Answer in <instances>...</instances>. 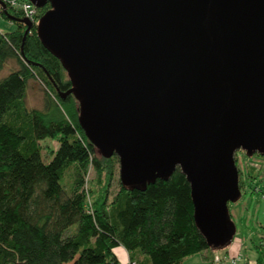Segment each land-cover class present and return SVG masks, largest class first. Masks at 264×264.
<instances>
[{
	"label": "water",
	"instance_id": "obj_1",
	"mask_svg": "<svg viewBox=\"0 0 264 264\" xmlns=\"http://www.w3.org/2000/svg\"><path fill=\"white\" fill-rule=\"evenodd\" d=\"M50 2L36 26L80 101L79 123L121 184L145 190L177 168L195 225L212 250L229 246V204L242 197L235 153L264 155V0ZM26 25L33 23L8 12Z\"/></svg>",
	"mask_w": 264,
	"mask_h": 264
},
{
	"label": "trees",
	"instance_id": "obj_2",
	"mask_svg": "<svg viewBox=\"0 0 264 264\" xmlns=\"http://www.w3.org/2000/svg\"><path fill=\"white\" fill-rule=\"evenodd\" d=\"M51 8L38 7L39 17ZM15 22L16 30L0 32V72L8 61L18 64L0 75V264H118L121 245L139 264H182L213 251L195 225L191 186L180 168L145 190L120 182L111 197L118 156L104 157L88 139L77 96L62 97L72 83L61 59L35 27L24 39L26 25ZM33 79L44 86L41 108L27 104ZM47 139L58 147L43 145ZM251 242L257 264H264V234Z\"/></svg>",
	"mask_w": 264,
	"mask_h": 264
},
{
	"label": "rangeland",
	"instance_id": "obj_3",
	"mask_svg": "<svg viewBox=\"0 0 264 264\" xmlns=\"http://www.w3.org/2000/svg\"><path fill=\"white\" fill-rule=\"evenodd\" d=\"M17 27L18 24L14 20L3 15L0 16L1 32H11L16 30ZM16 68H18V64L15 60L6 62L1 70V76H6L11 70ZM44 96L43 84L39 80H31L27 97L28 106L41 108L43 106ZM51 140L47 139L42 143L43 145H50L52 147L55 145L53 148L56 149L58 145L55 141L52 142ZM46 150L43 154L48 156ZM46 159L48 160V158ZM235 159L239 169V177L243 181L241 199L236 203L231 202L229 204V213L236 225L235 238L241 236L247 239L249 237L250 241L254 239L258 243L261 240V235L264 234V155L255 153L250 157L245 151L238 150L235 153ZM91 174L93 175L94 172ZM71 179V174H68L65 179L68 185H70ZM119 185L120 176L118 166V174L115 176L110 189L111 197L118 191ZM229 246L223 249H214L213 251L221 253ZM65 264H71V262ZM131 264L137 263L131 262Z\"/></svg>",
	"mask_w": 264,
	"mask_h": 264
},
{
	"label": "crops",
	"instance_id": "obj_4",
	"mask_svg": "<svg viewBox=\"0 0 264 264\" xmlns=\"http://www.w3.org/2000/svg\"><path fill=\"white\" fill-rule=\"evenodd\" d=\"M1 75V72H0ZM235 238V236H234ZM118 257V264H131L134 262L130 258L129 251L121 246L115 249ZM214 256H220L222 258L239 257L235 264H257L258 252L255 246L251 243L249 237L247 239L239 236L233 239L231 245L221 253L215 251H204L196 253L187 257L182 264H208ZM144 257H141L142 259ZM139 264V262H137ZM226 264H233L230 261Z\"/></svg>",
	"mask_w": 264,
	"mask_h": 264
},
{
	"label": "built area",
	"instance_id": "obj_5",
	"mask_svg": "<svg viewBox=\"0 0 264 264\" xmlns=\"http://www.w3.org/2000/svg\"><path fill=\"white\" fill-rule=\"evenodd\" d=\"M7 4V7H10L16 13H20L22 17L29 19L33 23V27H36L39 23L40 17L38 12V7L31 0H2ZM3 9L0 5V16H2ZM1 32V31H0ZM239 257H230V258H222L220 256H214L212 261L209 264H226L227 262H231L233 264Z\"/></svg>",
	"mask_w": 264,
	"mask_h": 264
}]
</instances>
